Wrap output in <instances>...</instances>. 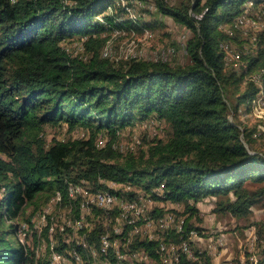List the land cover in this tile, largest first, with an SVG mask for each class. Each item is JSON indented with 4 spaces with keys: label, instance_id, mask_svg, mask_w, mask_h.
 <instances>
[{
    "label": "trees",
    "instance_id": "trees-1",
    "mask_svg": "<svg viewBox=\"0 0 264 264\" xmlns=\"http://www.w3.org/2000/svg\"><path fill=\"white\" fill-rule=\"evenodd\" d=\"M258 2L263 0H0V264H36L35 250L19 236L24 227L26 234L32 231L29 236L36 233V210L28 211L56 191L69 203L73 183H91L93 190L111 189L120 196L122 189L110 183L130 184L128 198L140 189L157 202L148 212L154 219L173 211L182 218L183 230H159L156 239L144 236L130 244L158 260L163 235L166 242L180 243L191 240V230L205 234L203 199L223 197L217 211L252 212L264 197V152L254 146L257 124L249 127L239 116L246 104L251 112L264 109V37L250 61L251 52L226 29L256 27L261 11H249ZM148 3L191 30L188 63L140 57L118 62L104 55L114 31L158 25L140 12ZM72 40H80L81 52L65 44ZM234 43L241 47L240 59L247 57L242 61L254 67L238 72L227 66L226 45ZM249 72L256 77H247ZM152 122L166 129L163 137L148 141L146 148L144 142L136 149L119 148L123 130ZM61 123L86 132L47 142L46 125ZM142 138L147 142L146 135ZM74 209L71 216L80 217V203ZM255 225L257 250L231 264H264V219ZM96 227L88 239L98 245L102 229ZM189 242L197 259L182 255L181 264H213L207 248ZM59 243L58 250L70 248L62 239Z\"/></svg>",
    "mask_w": 264,
    "mask_h": 264
},
{
    "label": "rangeland",
    "instance_id": "rangeland-1",
    "mask_svg": "<svg viewBox=\"0 0 264 264\" xmlns=\"http://www.w3.org/2000/svg\"><path fill=\"white\" fill-rule=\"evenodd\" d=\"M169 1L174 4H178L182 0ZM260 7H264V0L262 3L258 2L255 5V8L249 12V14L254 15L256 12L261 11L259 17L260 21L256 22V27L252 26V24H247L246 26L235 29L231 24L230 27L226 29V33L228 34L230 39H232L236 43L241 44V47L247 48L249 52H251V59H249L250 61L252 59L254 60L255 57L252 53L253 48L255 49L258 46L259 42L262 40V36L264 37V9H261ZM139 8L140 6L136 8L137 11ZM132 12V16L137 14L134 11ZM140 12L145 16V20L149 22H156L158 23V25L154 29L148 27L141 32L120 30L114 31L111 34V38L109 39L107 46L105 47L104 55H109L112 59L118 62L129 59L130 57H140L148 59L163 58L166 60H170L174 64L181 65L188 63L190 61V58L186 51V44L188 39L192 36L191 30L176 23L171 17H164L161 14L157 13L155 7L151 3L142 6ZM250 20L248 19L246 22L250 23ZM240 23H245V19L240 18ZM239 29H241V31ZM80 40L82 41L83 39ZM80 40H72L71 42L65 41V44H68L70 46V50H73L76 54L77 52L82 51ZM236 43H234L235 45H233V48L230 46L227 48V51L229 52V55L227 57L228 62L226 63L227 66L229 65V67L235 69L238 72L245 71L246 68L254 67L249 64V60L242 61L245 58L248 59L247 57L242 56V60L237 57V54H239V56L241 54V51L239 50L241 49V47L239 48L237 46L239 44ZM235 58L238 59L232 60ZM247 77H256V74L249 72ZM240 116L239 118L242 119L243 122L246 123L249 127L257 124L258 129L256 128L257 132L255 135L258 137V140L255 142L254 146L264 152V109L262 110V112H256L253 110L251 112L250 105L248 106L246 104L242 106ZM162 127L163 126L158 127L155 122H152L148 125L138 124L137 126L123 130L118 141L119 148L122 151H127L130 148L136 149V145H143V142L144 147L146 148L148 141H151L158 136L163 137L164 134H166V129L163 130ZM84 132H86V130L82 127L70 130L67 123H61L60 125L47 124L44 129L45 139L47 140V142H50L53 139L60 140L78 138ZM143 135H146L147 142H145L146 140H143ZM106 136L107 135L103 136L104 141H106ZM82 185L83 186L81 187L83 188H88L89 186L93 187L91 183H88V186L84 183H82ZM114 188L116 190L122 189L123 194L121 196L129 199L126 194L134 187L130 184H116L115 187L114 184ZM137 192L138 194H141L142 191L138 189ZM221 200H223V197L221 196H210L203 199L199 203L201 212L203 214L200 216H202V218L204 219L202 225L206 227V231L205 234L203 233V235L200 236L198 240L202 241L203 239H206L204 237H209V235H211V242L204 240L202 244L203 246H200L198 243L197 246L207 249L209 248L211 250H224L226 245L229 246V249L227 248L228 253L218 255V257H220L216 260V263L215 261L214 263L231 264L238 259H246L248 257V250H257L255 222L264 219V197H262V199L258 203L252 206V212L250 214L242 216H236L231 212H224L219 210L217 211L216 208L218 207V204ZM81 202V212H83V215L85 216L84 218L87 219L91 225L94 224L93 226H100L103 233L105 226L104 224H100L99 221H97V218L99 216H105L106 214L103 212V210L93 208L92 205L85 201L84 198H81ZM156 204L157 202H155L154 200L146 204V213L148 214L149 210L151 211ZM69 205L70 204L62 200L59 192L56 191L54 194H51L50 198H41L38 203V208L33 207L29 209L28 212L36 210L34 215L32 216L34 222L33 229L36 233H32V235L29 236V234H31L30 232L32 231H28V234L24 235V231L21 229L19 236L28 246H30L31 249L35 250L36 264H41L40 261L47 263V260L50 259V251L52 250L50 241L52 242L56 239L63 240L66 234L64 231H70L69 229L62 230V225L64 224L63 220L72 219L70 216L72 214L75 215V211L72 210L71 205ZM168 208L174 209L173 206L166 207V209ZM175 208L176 210H180L181 204H177V207ZM178 214L180 215L179 212ZM57 215L61 216L58 222L53 223L58 228L57 234H55L56 232L54 230L50 231L49 229V241L48 238L45 237L44 228L46 226H49V228H51L53 221L52 218L53 216ZM182 217L184 218V216ZM141 225L144 226V230L153 233V236L154 234L156 236L159 233L157 225L146 226L144 223H141ZM113 226L114 222H109V233L114 238L116 233H114L115 231ZM133 231L136 233L139 232L136 230ZM134 238L142 239L145 237L142 234L138 237H135V235H133L132 239ZM114 239L118 240L119 245L120 243H122L120 237L117 236ZM221 239L223 240L221 241ZM35 240H37V242H35ZM70 240H74V234H72V231H70ZM221 242H225L226 245H221ZM33 243L35 244V247L32 246ZM121 248H123V245ZM208 253L212 255L209 251ZM159 264L163 263L161 262Z\"/></svg>",
    "mask_w": 264,
    "mask_h": 264
},
{
    "label": "bare ground",
    "instance_id": "bare-ground-1",
    "mask_svg": "<svg viewBox=\"0 0 264 264\" xmlns=\"http://www.w3.org/2000/svg\"><path fill=\"white\" fill-rule=\"evenodd\" d=\"M226 47L228 48L229 46L226 45ZM237 57L240 58L239 54H237ZM260 104L264 108V95L261 96ZM83 183L88 186V183ZM111 183V187H114V184L116 187V182ZM81 186H83L82 183H73L68 186L69 203H67L71 205V209L75 211L74 206H76L77 203H80V208H82L81 198H84L85 201L92 205L93 208L101 209L106 214L105 216H99L97 218V221L103 220L104 226H106V223L114 222L113 228L115 231L114 233H116L114 238H116L117 236L120 237L121 242L122 237L120 227L121 225H123L122 235L125 238V243H120L119 245L118 240L114 239L113 237L112 238L115 241H106L105 231L101 233L98 245L92 243L88 239V237L90 231L96 226H93L94 224L91 225L88 220L84 218L85 216L83 215V212H81L82 215L80 217L70 216L72 219L63 220L64 224L62 225V230L69 229L70 231H72V234H74L73 241L70 239H63L65 243L70 245V248L58 250L60 246L59 239H56L52 242L49 240L50 245L52 246V250L50 249V259L47 260V264H64V262H71V264H159L161 262L163 264H173L175 262V256L178 257L176 264H181L183 256L194 259V257L192 256V245L189 241L192 242V240L196 239L195 230L190 231V237L192 238L189 241L184 240L180 243L165 242L163 244L161 242L160 247L157 250V253L159 254V260L152 257L145 250L142 251L146 252L147 256H140L138 253H131L130 249L132 248L130 247V244L133 242V235L136 236L143 234L144 236H148L149 238L153 239H156L157 236H159L158 233L154 237L153 233L146 230H137L139 231L138 233L133 231L136 230V226L133 223V218L136 217L138 213L140 223H144L146 226L157 225L158 229L162 232H165L166 230L171 228L176 229L177 231L183 230L184 224L182 222V218L178 219L175 214L173 215L172 212H170L166 213L163 217L154 219L149 215L150 213L147 214L146 211H143V201L140 198V194L135 198L126 199L118 195L111 189L93 190L90 186L88 188H83ZM59 194L62 198L60 192ZM143 195L144 199L147 201L145 202V205L153 201V199L150 196L146 195V193H143ZM113 208L118 209L119 212L117 215H113L110 212V210H112ZM60 217V215L53 216L52 227L49 228L50 231L54 230L56 232L55 234H57L58 228L53 223L58 222ZM128 227L132 228L129 230L128 234H125ZM64 232L66 233V231ZM122 245L123 248H121ZM52 253L60 254V257L64 262L52 259Z\"/></svg>",
    "mask_w": 264,
    "mask_h": 264
},
{
    "label": "built area",
    "instance_id": "built-area-1",
    "mask_svg": "<svg viewBox=\"0 0 264 264\" xmlns=\"http://www.w3.org/2000/svg\"><path fill=\"white\" fill-rule=\"evenodd\" d=\"M250 12V11H249ZM140 198L142 199L143 201V211H145V202H147L145 199H144V195L143 193L141 192L140 194ZM88 210V209H87ZM174 211H173V215H174ZM162 217H163V214H162ZM133 223L134 225L136 226V231L137 230H144V226L141 225V223L139 222V213L137 214L136 217L133 218ZM122 227L123 225H121L120 227V231H121V237H122V243H125V238L124 236L122 235ZM103 231H106V241H115L113 240L112 236L110 235L109 233V223H106V226H105V229ZM154 237H155V234H154ZM166 238H167V235H163V243L166 242ZM200 238V235H199V231L196 232V239H194V241L192 242H196L198 241V239ZM65 239H70V231H66V234H65ZM145 239V238H144ZM129 247V246H128ZM130 249V248H129ZM131 253H138L140 256H147L146 255V252H143L142 249H130ZM192 256L194 257V259H197V256L195 254V251L193 250V245H192ZM52 259H56L57 261H62V258L60 257V254H57V253H52ZM178 260V257L175 256V262L173 264H176V261ZM151 262H152V259H151ZM126 263V262H125ZM64 264H71V262H64Z\"/></svg>",
    "mask_w": 264,
    "mask_h": 264
},
{
    "label": "crops",
    "instance_id": "crops-1",
    "mask_svg": "<svg viewBox=\"0 0 264 264\" xmlns=\"http://www.w3.org/2000/svg\"><path fill=\"white\" fill-rule=\"evenodd\" d=\"M204 229H206V227H204ZM210 236H211V235H209V237H204V238H206V239H203L202 241H199V240H198V241H196V243H198V244L201 246V245L203 244L204 240H207L208 242H211V240H210ZM217 238H218V237H217ZM222 240H223V239H221V241H222ZM224 241H225V240H224ZM215 243H216V242H215ZM221 243H222L221 245H226L225 242H221ZM216 244H217V243H216ZM221 245H220V246H221ZM202 246H203V245H202ZM228 247H229V246L226 245L225 248H224V250H222V249H221V250H211V249L208 248L209 250H207V251H209V252L213 255V256H212V255H211V256L214 258V260H213V264H215V263H216V260L220 257V256L218 257V255H222V254H224V253H226V254L228 253V250H227ZM228 249H229V248H228ZM218 253H219V254H218ZM241 260H244V259H241ZM214 261H215V263H214ZM229 264H230V263H229Z\"/></svg>",
    "mask_w": 264,
    "mask_h": 264
},
{
    "label": "clouds",
    "instance_id": "clouds-1",
    "mask_svg": "<svg viewBox=\"0 0 264 264\" xmlns=\"http://www.w3.org/2000/svg\"><path fill=\"white\" fill-rule=\"evenodd\" d=\"M24 235H26V231L24 230ZM22 240V239H21ZM23 241V240H22Z\"/></svg>",
    "mask_w": 264,
    "mask_h": 264
}]
</instances>
